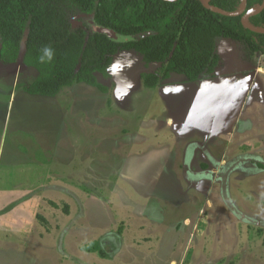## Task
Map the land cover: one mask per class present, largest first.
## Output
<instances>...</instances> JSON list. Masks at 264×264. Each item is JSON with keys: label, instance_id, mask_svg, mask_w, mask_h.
<instances>
[{"label": "rangeland", "instance_id": "374dc122", "mask_svg": "<svg viewBox=\"0 0 264 264\" xmlns=\"http://www.w3.org/2000/svg\"><path fill=\"white\" fill-rule=\"evenodd\" d=\"M216 52L189 81L120 50L59 108L0 60V264H264V53Z\"/></svg>", "mask_w": 264, "mask_h": 264}, {"label": "trees", "instance_id": "16d2710c", "mask_svg": "<svg viewBox=\"0 0 264 264\" xmlns=\"http://www.w3.org/2000/svg\"><path fill=\"white\" fill-rule=\"evenodd\" d=\"M263 1L248 0L245 11ZM242 3L211 0L232 12ZM242 16L213 11L202 0H0V60L16 63L22 56L25 65L37 69L38 75L24 87L32 95L55 96L80 83L107 92L97 75L108 73L120 50H135L146 64L166 63L163 79L177 73L197 81L221 64L218 36L264 53V33L244 26ZM248 21L264 28V10ZM101 28L129 39L117 41ZM158 81L155 72L143 78L146 87H156Z\"/></svg>", "mask_w": 264, "mask_h": 264}, {"label": "water", "instance_id": "95a60500", "mask_svg": "<svg viewBox=\"0 0 264 264\" xmlns=\"http://www.w3.org/2000/svg\"><path fill=\"white\" fill-rule=\"evenodd\" d=\"M169 1H175V0H169ZM202 3L203 5L208 8V9H211L213 11H216V12H219V13H222L224 15H230V16H235V15H241L243 14L242 16V23L244 26L248 27L249 29H251L252 31H255V32H258V33H264V28L262 27H257L253 24H251L248 19L253 16V15H256L260 12H262L264 10V1L263 3L261 4V6L255 10H252V11H245L246 10V7H247V3H248V0H243V3L240 7L239 10L237 11H227L223 8H220V7H217L215 5H212L211 4V0H202ZM102 31L104 32H107L113 39L117 40V41H125V40H128L129 37L127 36H124V35H121L119 33H117L116 31L112 30V29H109V28H101Z\"/></svg>", "mask_w": 264, "mask_h": 264}, {"label": "crops", "instance_id": "0c3cea01", "mask_svg": "<svg viewBox=\"0 0 264 264\" xmlns=\"http://www.w3.org/2000/svg\"><path fill=\"white\" fill-rule=\"evenodd\" d=\"M12 64H15V63H12ZM74 85H76V84H74ZM74 85H72V86H74ZM78 85H80V84H78ZM72 86H68V87H64L57 95H55V96H46V97H48V98H52V100H53V102H56L57 104V106H58V104H59V102L61 101V97H59L61 94H62V92L64 91V90H66V89H68L69 87H72ZM38 95H40V94H38ZM43 96V95H42ZM53 104V103H52ZM56 106V107H57ZM59 106H60V104H59ZM59 106H58V108H59Z\"/></svg>", "mask_w": 264, "mask_h": 264}]
</instances>
